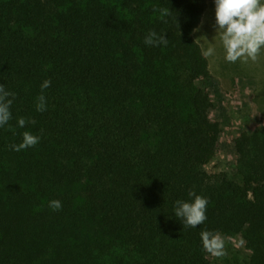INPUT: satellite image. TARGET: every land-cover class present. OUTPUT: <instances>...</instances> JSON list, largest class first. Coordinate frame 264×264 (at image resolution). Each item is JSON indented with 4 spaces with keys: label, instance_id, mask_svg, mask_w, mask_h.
<instances>
[{
    "label": "trees",
    "instance_id": "1",
    "mask_svg": "<svg viewBox=\"0 0 264 264\" xmlns=\"http://www.w3.org/2000/svg\"><path fill=\"white\" fill-rule=\"evenodd\" d=\"M205 2L0 0V83L15 93L0 127V264H210L204 230L240 234L245 264H264V126L231 138L238 180L205 170L221 137L193 35ZM150 30L167 45H146ZM24 131L40 142L12 150ZM190 190L208 200L195 228L175 217Z\"/></svg>",
    "mask_w": 264,
    "mask_h": 264
},
{
    "label": "rangeland",
    "instance_id": "2",
    "mask_svg": "<svg viewBox=\"0 0 264 264\" xmlns=\"http://www.w3.org/2000/svg\"><path fill=\"white\" fill-rule=\"evenodd\" d=\"M216 27L214 0H206L193 35L201 50L210 45L216 49V55L207 59L209 77L199 84L211 93L212 115L219 122L221 137L218 150L205 170L211 174L222 171L238 180L231 138L238 131L264 126V52L256 62H227ZM219 235L224 239L226 255L216 258L208 253L210 264H245L249 251L241 235Z\"/></svg>",
    "mask_w": 264,
    "mask_h": 264
},
{
    "label": "clouds",
    "instance_id": "3",
    "mask_svg": "<svg viewBox=\"0 0 264 264\" xmlns=\"http://www.w3.org/2000/svg\"><path fill=\"white\" fill-rule=\"evenodd\" d=\"M214 3L216 35L219 36L224 49V59L229 63L256 62L264 52V0H214ZM154 11H159L161 18L170 14L167 8L154 9ZM144 43L148 46L167 45L168 39L164 33L158 34L155 30H150L144 38ZM202 55L205 59L214 57L215 47L210 45L203 49ZM50 86L49 79L44 80L40 86L41 93L36 102L38 112L47 110L44 90ZM14 98L15 93L7 90L0 83V127L8 125L12 119L11 106ZM17 123L18 127L24 128L29 123L35 124L36 121L20 117ZM40 139L39 135L24 131L22 142L11 145V148L19 152L35 147ZM188 195L194 198L191 202L176 201L175 217L181 220L183 227L195 228L207 219L208 200L197 195L194 190H190ZM49 207L54 211L61 210L62 202L56 199L51 200ZM201 239L204 250L212 256L222 258L226 255L225 242L221 235L204 230L201 232Z\"/></svg>",
    "mask_w": 264,
    "mask_h": 264
}]
</instances>
